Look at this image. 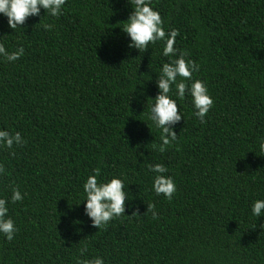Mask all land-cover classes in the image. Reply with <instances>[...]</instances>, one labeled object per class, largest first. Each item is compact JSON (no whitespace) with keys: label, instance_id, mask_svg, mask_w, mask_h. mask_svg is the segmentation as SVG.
Returning a JSON list of instances; mask_svg holds the SVG:
<instances>
[{"label":"trees","instance_id":"trees-1","mask_svg":"<svg viewBox=\"0 0 264 264\" xmlns=\"http://www.w3.org/2000/svg\"><path fill=\"white\" fill-rule=\"evenodd\" d=\"M151 5L214 101L201 121L186 91L163 152L147 117L170 57L161 41L128 48V0H66L60 15L41 9L15 30L0 14V43L24 48L0 56V129L24 140L0 146V198L23 196L8 204L17 231L0 235V264H264V216L251 215L264 199V0ZM155 163L174 178L171 199L152 191ZM94 168L120 176L130 199L99 228L83 208Z\"/></svg>","mask_w":264,"mask_h":264},{"label":"clouds","instance_id":"clouds-1","mask_svg":"<svg viewBox=\"0 0 264 264\" xmlns=\"http://www.w3.org/2000/svg\"><path fill=\"white\" fill-rule=\"evenodd\" d=\"M65 3L66 0H0V14L7 18L8 26L15 30L18 25H23L28 17L40 16L41 9L50 16L60 15ZM128 4H131L132 10L119 27L126 34L128 48L140 52L146 51L149 43L161 41L162 55L170 57V61L164 62L159 69V76L155 80L158 92L154 98H151L153 102L149 104L147 117L159 130L158 150L163 152L166 146L177 140L175 126L182 118L184 119L178 109L177 101L184 99L186 91L191 96L193 115L201 121H204L214 101L205 82L192 78L193 73L198 70V65L191 59H186V52L174 47L177 31L175 29L165 31L160 13L151 5V0H128ZM44 27L51 28L52 25L45 24ZM23 54V47L9 52L4 44L0 43V56L5 57L9 62L19 59ZM23 143L24 140L19 132L10 133L7 129H0V146L12 149L14 144ZM258 148L264 154V139L260 141ZM148 168L155 174L151 177L152 191L171 199L176 191V184L174 178L166 174L167 167L162 163H155L149 164ZM0 171H3L2 167ZM99 177L100 169L94 168L83 184L84 214L89 218L92 226L97 228L125 214L126 201L130 200L127 186L120 176L113 175L110 179H99ZM22 199L21 191L15 187L12 189L10 201L0 198V235L9 241L13 239L17 227L14 220L7 215L8 204ZM149 208L151 205H148ZM251 215L257 218L264 216V199H256L252 202ZM259 227L264 229V224H260ZM84 264H105V260L97 256L84 261Z\"/></svg>","mask_w":264,"mask_h":264}]
</instances>
